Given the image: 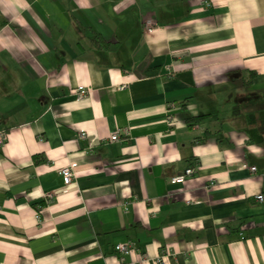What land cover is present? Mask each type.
<instances>
[{"label":"crops","instance_id":"1","mask_svg":"<svg viewBox=\"0 0 264 264\" xmlns=\"http://www.w3.org/2000/svg\"><path fill=\"white\" fill-rule=\"evenodd\" d=\"M207 2L0 0V264H264V0Z\"/></svg>","mask_w":264,"mask_h":264},{"label":"built area","instance_id":"2","mask_svg":"<svg viewBox=\"0 0 264 264\" xmlns=\"http://www.w3.org/2000/svg\"><path fill=\"white\" fill-rule=\"evenodd\" d=\"M204 3H206L207 5H210L207 1L208 0H203ZM152 21H148L147 22V26L151 27L153 24ZM86 94V90L84 87H80L79 90H78V97L81 98L83 95ZM172 117H170V121H172ZM80 137L81 138H85L86 137V134L85 132H81L80 134ZM7 138H8V135L5 131H0V149H2L3 145L5 144V142L7 141ZM121 138H120V134L118 132H113L110 136V140L111 141H119ZM250 169L252 171H256L257 170V167L256 166H251ZM195 172V168L193 167H189L185 170V172L181 175H178V176H175L171 179V183L173 184H181V183H184L186 178L188 176H191L193 175ZM60 173L63 177V181L66 185L70 184L73 180V177L75 175V171H74V166L73 165H68V166H65V167H62L61 170H60ZM45 201L48 203V202H52L54 200V197L55 195L53 193H47L45 195ZM257 200L263 202L264 201V194H257L256 196ZM42 208V207H41ZM136 249V244L134 241H126V242H121L117 245V250L119 252V259L117 261L116 264H126L125 262V255L131 251H134Z\"/></svg>","mask_w":264,"mask_h":264},{"label":"trees","instance_id":"3","mask_svg":"<svg viewBox=\"0 0 264 264\" xmlns=\"http://www.w3.org/2000/svg\"><path fill=\"white\" fill-rule=\"evenodd\" d=\"M76 21H77V24L80 30L86 33L99 49H104V50L116 49L115 46L113 47V44H111L110 42H107L100 34L95 33L92 29L85 26L79 20H76ZM211 115L212 114H198V115L186 114L184 120L189 125V127H193L203 122L207 118L211 117Z\"/></svg>","mask_w":264,"mask_h":264}]
</instances>
